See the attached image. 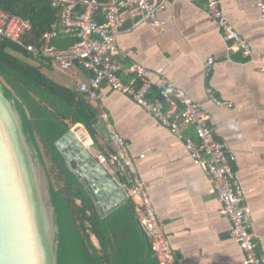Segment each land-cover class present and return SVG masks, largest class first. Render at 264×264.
<instances>
[{"label":"crops","instance_id":"obj_1","mask_svg":"<svg viewBox=\"0 0 264 264\" xmlns=\"http://www.w3.org/2000/svg\"><path fill=\"white\" fill-rule=\"evenodd\" d=\"M257 2L221 0L231 25L251 44L249 55L234 48L209 17L208 0H165L159 13L164 25L159 28L124 16L118 44L128 58L115 59L125 69L138 63L152 72L151 97L173 84L208 111L216 138L236 156L234 169L245 190L244 202L252 209L258 253L264 257V23ZM99 17L104 21V16ZM59 31L54 44L61 49L72 47L75 37L64 33L62 26ZM158 70L163 73L157 75ZM90 74L76 64L62 78L70 86L61 85L77 89L78 83H90ZM122 77L125 82L134 80ZM209 90L234 107L215 106ZM92 102L101 123L98 142L92 139L90 150L96 157L127 155L133 175L147 184L180 264H245L241 247L231 237V222L221 214L211 178L194 165L183 141L108 86ZM183 134L196 138L194 128H186ZM116 135L124 147L115 141ZM106 170L124 190L130 186L127 176L112 167Z\"/></svg>","mask_w":264,"mask_h":264},{"label":"built area","instance_id":"obj_2","mask_svg":"<svg viewBox=\"0 0 264 264\" xmlns=\"http://www.w3.org/2000/svg\"><path fill=\"white\" fill-rule=\"evenodd\" d=\"M165 0H52L54 8H61L64 33L77 39L68 49L54 44L60 31L53 29L42 36L43 46L28 44L25 36L33 26L30 21L11 15L0 8V44L7 40L26 50L37 60L52 62L60 71L71 70L79 64L92 74L90 83H78L77 90L90 97L98 98L99 90L108 86L114 91L129 97L137 106L151 115L161 126L183 141L192 159L213 182V189L221 204V214L232 225L231 237L241 247L245 264H264V257L258 253L257 238L252 231V209L245 204V190L238 178L234 163L236 156L228 146L215 136L210 126V114L203 105L194 102L188 94L173 84L162 88L158 97H151L154 80L144 66L133 63L125 69L115 58L126 60L128 53L118 44L124 16L133 21H147L154 28L164 25L159 13L165 8ZM259 19L264 23V0H258ZM104 16L100 22L98 16ZM208 15L219 25L223 35L232 46L249 55L252 46L229 22L221 5V0H208ZM214 60L210 59L209 64ZM163 73L158 70L157 75ZM123 75L134 80L125 82ZM171 91L175 95L172 96ZM210 101L222 109H231L233 104L226 102L209 90ZM194 128L196 138L185 137L184 130ZM119 146L125 145L116 135ZM100 165L114 168L118 174L130 179L126 187V198L136 204L140 226L150 240L159 264H180L175 256L170 239L165 232V224L159 218L156 206L149 195L146 182L133 175L132 163L127 155L118 152L110 155L98 154Z\"/></svg>","mask_w":264,"mask_h":264},{"label":"trees","instance_id":"obj_3","mask_svg":"<svg viewBox=\"0 0 264 264\" xmlns=\"http://www.w3.org/2000/svg\"><path fill=\"white\" fill-rule=\"evenodd\" d=\"M0 8L31 22L33 29L25 36L28 44L43 46L44 33L62 26V10L54 8L52 0H0ZM99 21L103 22L100 17ZM52 68V62L37 60L10 41L0 44L2 91L48 177L58 226L57 264H159L134 201L128 199L103 214L57 148V142L79 124L98 142L101 117L88 95L44 72Z\"/></svg>","mask_w":264,"mask_h":264},{"label":"water","instance_id":"obj_4","mask_svg":"<svg viewBox=\"0 0 264 264\" xmlns=\"http://www.w3.org/2000/svg\"><path fill=\"white\" fill-rule=\"evenodd\" d=\"M92 145L80 124L56 144L106 214L127 200L126 193L98 163ZM57 232L46 170L35 161L20 117L0 84V264H57Z\"/></svg>","mask_w":264,"mask_h":264},{"label":"rangeland","instance_id":"obj_5","mask_svg":"<svg viewBox=\"0 0 264 264\" xmlns=\"http://www.w3.org/2000/svg\"><path fill=\"white\" fill-rule=\"evenodd\" d=\"M44 72L49 76L51 77L52 79H54L56 82L60 83V84H67L70 86V83H66L62 80V78L64 77V74L67 72H62V71H58V70H55V71H50L48 69L44 70ZM96 242V240H95Z\"/></svg>","mask_w":264,"mask_h":264}]
</instances>
